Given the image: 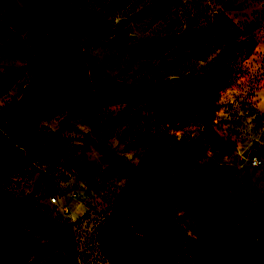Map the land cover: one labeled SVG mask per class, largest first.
Wrapping results in <instances>:
<instances>
[{"label":"rangeland","instance_id":"rangeland-1","mask_svg":"<svg viewBox=\"0 0 264 264\" xmlns=\"http://www.w3.org/2000/svg\"><path fill=\"white\" fill-rule=\"evenodd\" d=\"M0 146V264H264V0H0Z\"/></svg>","mask_w":264,"mask_h":264},{"label":"trees","instance_id":"trees-1","mask_svg":"<svg viewBox=\"0 0 264 264\" xmlns=\"http://www.w3.org/2000/svg\"><path fill=\"white\" fill-rule=\"evenodd\" d=\"M221 24V23H220ZM202 106L206 107L205 99L201 102ZM205 107L202 109V123L206 122V109ZM161 135V134H160ZM159 135V137H160ZM0 153H4V150L0 146ZM138 172L149 179L150 181H157L158 183L165 185H169L172 192L182 200V202L187 205L192 211L197 212L200 217H203V214L197 210L196 206L194 205L191 200H189L186 196L182 194V192L176 187L174 183L176 180L165 176L166 171L162 170L159 172H154L150 169L149 165L142 164L139 167H136ZM125 190L120 195V198L123 197ZM0 199H10L7 193L0 191ZM256 218L257 221L261 222L264 225V218L258 214H252ZM241 227L238 225H234L231 228L224 230L221 235H219L214 241H208L204 244L203 248V257H202V264H249L250 259V252L245 249H241V247H234L232 250V254L229 256L226 252L222 253L223 247L227 245V238L230 239L233 236L240 234ZM252 255V254H251ZM5 256L3 260H5Z\"/></svg>","mask_w":264,"mask_h":264},{"label":"built area","instance_id":"built-area-1","mask_svg":"<svg viewBox=\"0 0 264 264\" xmlns=\"http://www.w3.org/2000/svg\"><path fill=\"white\" fill-rule=\"evenodd\" d=\"M253 163H254V164H257V158H254ZM51 201H52L53 203H56V202H57V201H56V197H52Z\"/></svg>","mask_w":264,"mask_h":264}]
</instances>
